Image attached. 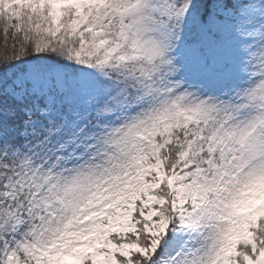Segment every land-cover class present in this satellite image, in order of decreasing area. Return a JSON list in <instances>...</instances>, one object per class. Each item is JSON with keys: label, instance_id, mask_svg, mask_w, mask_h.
I'll return each instance as SVG.
<instances>
[{"label": "snow or ice", "instance_id": "1", "mask_svg": "<svg viewBox=\"0 0 264 264\" xmlns=\"http://www.w3.org/2000/svg\"><path fill=\"white\" fill-rule=\"evenodd\" d=\"M0 264H264V0H0Z\"/></svg>", "mask_w": 264, "mask_h": 264}, {"label": "trees", "instance_id": "2", "mask_svg": "<svg viewBox=\"0 0 264 264\" xmlns=\"http://www.w3.org/2000/svg\"><path fill=\"white\" fill-rule=\"evenodd\" d=\"M3 54V49L2 48H0V55H2Z\"/></svg>", "mask_w": 264, "mask_h": 264}]
</instances>
